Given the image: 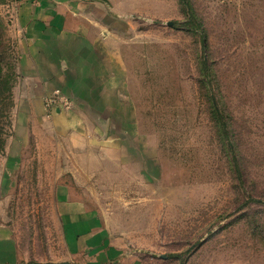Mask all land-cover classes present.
<instances>
[{"label":"rangeland","instance_id":"rangeland-1","mask_svg":"<svg viewBox=\"0 0 264 264\" xmlns=\"http://www.w3.org/2000/svg\"><path fill=\"white\" fill-rule=\"evenodd\" d=\"M133 1L126 103L86 112L87 143L54 130L73 101L32 93L18 0H0V240L12 264L63 257L66 185L143 264H264V0Z\"/></svg>","mask_w":264,"mask_h":264},{"label":"crops","instance_id":"crops-1","mask_svg":"<svg viewBox=\"0 0 264 264\" xmlns=\"http://www.w3.org/2000/svg\"><path fill=\"white\" fill-rule=\"evenodd\" d=\"M134 5L133 0H18L23 77L33 80L32 93L43 94V108L59 90L73 101L69 107L53 104L51 121L58 135L93 143L85 134L88 111L117 109L126 103L122 95L127 77L118 45L128 31L127 13ZM116 140L103 141L108 145ZM111 152L107 156L121 160L122 151L115 156ZM69 190L60 186L55 198L68 249L53 264H143L139 249L128 251L122 236L104 226V219L80 197H69ZM6 246L0 240V260L17 262L16 244L6 241Z\"/></svg>","mask_w":264,"mask_h":264},{"label":"trees","instance_id":"trees-1","mask_svg":"<svg viewBox=\"0 0 264 264\" xmlns=\"http://www.w3.org/2000/svg\"><path fill=\"white\" fill-rule=\"evenodd\" d=\"M179 1H180L181 8L184 11H185V9L186 10L193 9L190 0H179ZM203 44H204V47L206 48L207 47V41L205 40ZM4 92H5V90H4ZM4 92H3V95H4ZM0 110L2 112V116L3 117H7V115H6V109L5 108H1Z\"/></svg>","mask_w":264,"mask_h":264},{"label":"water","instance_id":"water-1","mask_svg":"<svg viewBox=\"0 0 264 264\" xmlns=\"http://www.w3.org/2000/svg\"><path fill=\"white\" fill-rule=\"evenodd\" d=\"M170 24H172V22H170Z\"/></svg>","mask_w":264,"mask_h":264}]
</instances>
